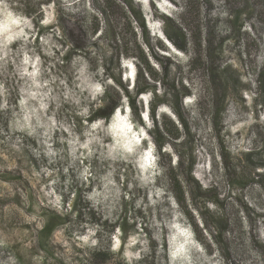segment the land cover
Returning a JSON list of instances; mask_svg holds the SVG:
<instances>
[{
    "label": "rangeland",
    "instance_id": "374dc122",
    "mask_svg": "<svg viewBox=\"0 0 264 264\" xmlns=\"http://www.w3.org/2000/svg\"><path fill=\"white\" fill-rule=\"evenodd\" d=\"M0 264H264V0H0Z\"/></svg>",
    "mask_w": 264,
    "mask_h": 264
},
{
    "label": "trees",
    "instance_id": "16d2710c",
    "mask_svg": "<svg viewBox=\"0 0 264 264\" xmlns=\"http://www.w3.org/2000/svg\"><path fill=\"white\" fill-rule=\"evenodd\" d=\"M130 6H131V11H132V12L134 13V15L139 19V23H140L141 29L143 30V32L145 33V35L148 37V30H147V27H146V25H145V22H144L143 18L140 16L139 12L136 11V10L133 8L131 2H130ZM177 45H178L179 47H182V48L185 47V45H184V44H181V43H179V44L177 43ZM142 59H143V61H145V63H146V68H145L146 73H147L148 75L152 74V70H151V68H150V66H149L148 60H147L146 58H142ZM115 79L117 80L118 83L121 84V80H120V79H117V78H115ZM128 79H129V78H128ZM150 88H152V85H151L148 81L144 80L143 86H139V87L137 88V93H136V95H138L139 93H141V92H143V91H146V90H148V89H150ZM154 90H155V88L153 87V91H154ZM172 91H173V92H174V91H177V89H176L175 86H173L172 89L165 91L164 95H163L161 98H158V99L156 100L155 104L153 105V112L155 111V107H156L157 103H159V102H161V101H168V100H170L169 98L172 96ZM186 95H187V94H186ZM104 99H105V101H106V100L108 101L109 96H107V97L104 98ZM132 104H133V106H135V104H134V100H132ZM116 108H117V106H116V103H114V102H111L108 106H104V105H102L99 109L95 110V112H94V114H93V117H95V116H101V117L104 118V120H108V119L110 118V116L114 113V111H115ZM142 108H143V105H141L139 108H137V111L139 112V115H140V116H141V113L143 112V111H142ZM180 109H181V108H180L179 104L177 103V111L180 112ZM153 114H154V113H153ZM90 119H91V118H90ZM163 139H164V138H162V137L158 138V140H159L158 143H159V147H160V148L163 147V144H164V140H163ZM188 162H189L190 166H192V165L194 164V162H195V158H194V156H193L192 154L189 155V157H188ZM53 229H54V224H47V225H45V226L43 227L42 232H45V233H47L48 235H50V234L52 233Z\"/></svg>",
    "mask_w": 264,
    "mask_h": 264
},
{
    "label": "clouds",
    "instance_id": "9594fccd",
    "mask_svg": "<svg viewBox=\"0 0 264 264\" xmlns=\"http://www.w3.org/2000/svg\"><path fill=\"white\" fill-rule=\"evenodd\" d=\"M131 65L132 67H133V63L131 62V61H127V62H124L123 63V66L124 67H126L127 68V65ZM132 72H133V70H132ZM126 74H127V71L124 73V75L126 76ZM131 81V86L132 87H134L135 86V74H134V72H133V76H132V80H130ZM150 94H153V92H150ZM149 100H148V102L145 104V106H146V108H147V112H148V114H149V116H150V114H151V108H150V104H149ZM129 110V109H128ZM127 110V111H128ZM131 113H132V111H131ZM128 114L129 115H131L130 114V110L128 111ZM133 116H134V113H133ZM142 116V115H141ZM144 120V119H143ZM144 122H145V120H144ZM146 123V122H145ZM145 144H147L148 145V143L149 142H151L149 139H148V137L145 139ZM146 145V146H147ZM154 147H156L155 145H154ZM157 150L158 151H156V149H155V151L153 152V153H150V152H148L147 153V155L149 156V160H148V163L149 164H151V167H156L157 165H158V158L156 157V154L158 153L159 154V152H160V150L162 151V152H164V151H166V149L164 148V149H162V148H160L159 146L157 147Z\"/></svg>",
    "mask_w": 264,
    "mask_h": 264
}]
</instances>
